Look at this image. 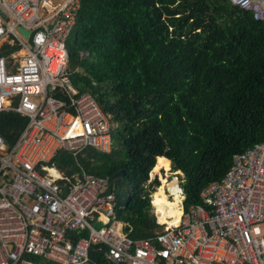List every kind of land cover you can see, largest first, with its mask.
<instances>
[{
  "label": "built area",
  "instance_id": "2783aa9c",
  "mask_svg": "<svg viewBox=\"0 0 264 264\" xmlns=\"http://www.w3.org/2000/svg\"><path fill=\"white\" fill-rule=\"evenodd\" d=\"M80 1L0 0V111L27 118L12 146L0 135V264H99L96 244L105 264H264V141L235 153L187 209L183 174L163 172L181 224L156 215L163 228L151 237L124 230L109 179L79 162L86 148L110 152L116 126L71 84L66 43ZM229 1L264 26V0ZM61 150L73 157L70 173L55 164Z\"/></svg>",
  "mask_w": 264,
  "mask_h": 264
},
{
  "label": "trees",
  "instance_id": "16d2710c",
  "mask_svg": "<svg viewBox=\"0 0 264 264\" xmlns=\"http://www.w3.org/2000/svg\"><path fill=\"white\" fill-rule=\"evenodd\" d=\"M74 31L66 43L72 85L110 114L122 147L86 148L79 162L117 196L127 190L117 217L130 237H151L162 230L150 212L159 184L146 183L152 168L168 170L170 160L183 173L187 209L235 153L264 141V26L229 0H81ZM26 122L0 111L7 145ZM55 164L76 167L65 150ZM98 246L90 258L105 264Z\"/></svg>",
  "mask_w": 264,
  "mask_h": 264
},
{
  "label": "bare ground",
  "instance_id": "6f19581e",
  "mask_svg": "<svg viewBox=\"0 0 264 264\" xmlns=\"http://www.w3.org/2000/svg\"><path fill=\"white\" fill-rule=\"evenodd\" d=\"M163 180V182H162ZM165 180L161 179V185L157 188L153 194V205L156 207L158 221L165 223L168 228H174L181 224V209L178 207L177 196L173 201H169L163 190V183ZM174 181L169 183L171 185Z\"/></svg>",
  "mask_w": 264,
  "mask_h": 264
},
{
  "label": "rangeland",
  "instance_id": "374dc122",
  "mask_svg": "<svg viewBox=\"0 0 264 264\" xmlns=\"http://www.w3.org/2000/svg\"><path fill=\"white\" fill-rule=\"evenodd\" d=\"M74 37H75V31L72 30L71 33H70L69 39H70V40H74ZM86 54H87V52H81V51L79 52V55H80V56H83V55H86ZM112 134H113V135H112V146H113L114 151L116 152V151H120V150H122V147L120 146V144L115 140V131H113ZM169 165H171L170 160H169ZM162 170H163V172L167 171V170H165V169H162ZM168 170H170V173L167 172V173L169 174V177H171L173 174H175V171H179V170H172L171 167H169ZM163 172H161V176L165 177L164 174H163ZM180 172H181V171H180ZM156 173H157V171H155V172L152 171V172L149 174V178L153 177L154 174H156ZM157 174H158V173H157ZM180 174H183V173L181 172ZM156 178L158 179L159 183H161V182H160V176H159V174L156 175ZM163 179H164V178H163ZM162 182H163V180H162Z\"/></svg>",
  "mask_w": 264,
  "mask_h": 264
},
{
  "label": "water",
  "instance_id": "95a60500",
  "mask_svg": "<svg viewBox=\"0 0 264 264\" xmlns=\"http://www.w3.org/2000/svg\"><path fill=\"white\" fill-rule=\"evenodd\" d=\"M21 32L24 35L28 34V31H26L24 29H21ZM30 39H31V35H30ZM123 174L124 173L122 171H118V175L122 176ZM127 201H128V192H127V190L126 189L119 190L118 196H117V199H116V203H115V208H120V207L125 206Z\"/></svg>",
  "mask_w": 264,
  "mask_h": 264
},
{
  "label": "clouds",
  "instance_id": "9594fccd",
  "mask_svg": "<svg viewBox=\"0 0 264 264\" xmlns=\"http://www.w3.org/2000/svg\"><path fill=\"white\" fill-rule=\"evenodd\" d=\"M71 84H72V82H71ZM73 86V85H72ZM74 87V86H73ZM77 89V88H76ZM78 90V89H77ZM90 93V92H89ZM110 115V114H109ZM114 122V121H113ZM115 123V122H114ZM115 125L117 126V124L115 123ZM116 126H115V128H116ZM114 128V129H115ZM114 131V130H113ZM113 135V134H112ZM169 160V159H168ZM155 162H156V160H155ZM169 167H171V165H169ZM153 169V168H152ZM152 169L150 170V172H149V174L152 172ZM159 169H161L160 170V176H161V172H163V170L162 169H164V168H159ZM180 171V170H179ZM157 173H158V171H157ZM154 174L155 175V178H156V175H158V174ZM161 177H163V176H161ZM148 178H149V176H148ZM154 179V178H153ZM152 179V180H153ZM157 179V178H156ZM148 180V179H147ZM151 180V181H152ZM158 180V179H157ZM150 181V182H151ZM159 182V181H158ZM160 182H161V180H160ZM146 183H148L147 181H146ZM161 185V183H159L158 185H157V187L155 188V190L153 191V192H151V194H150V200H149V202H150V212L154 215V217H155V221H156V215H157V211H156V207L153 205V194L155 193V191L157 190V188L159 187ZM169 200V199H168ZM121 208V207H120ZM116 209H118V208H116ZM158 216V215H157ZM157 223V222H156ZM157 224H159V223H157ZM159 225H161V224H159ZM162 226V228H163V225H161Z\"/></svg>",
  "mask_w": 264,
  "mask_h": 264
},
{
  "label": "crops",
  "instance_id": "0c3cea01",
  "mask_svg": "<svg viewBox=\"0 0 264 264\" xmlns=\"http://www.w3.org/2000/svg\"><path fill=\"white\" fill-rule=\"evenodd\" d=\"M156 163V162H155Z\"/></svg>",
  "mask_w": 264,
  "mask_h": 264
}]
</instances>
